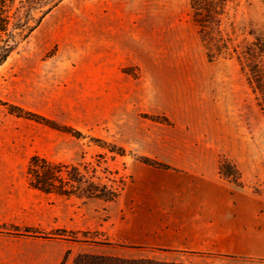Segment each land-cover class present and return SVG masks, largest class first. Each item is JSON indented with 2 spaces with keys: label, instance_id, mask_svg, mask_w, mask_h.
I'll list each match as a JSON object with an SVG mask.
<instances>
[{
  "label": "rangeland",
  "instance_id": "1",
  "mask_svg": "<svg viewBox=\"0 0 264 264\" xmlns=\"http://www.w3.org/2000/svg\"><path fill=\"white\" fill-rule=\"evenodd\" d=\"M219 19L220 33L211 34L240 47L249 31L264 36V0H224ZM198 28L190 0H63L18 43L0 65V99L52 124L0 104V264H106L92 250L134 259L160 249L143 243L134 172L145 165L138 155L154 157L166 138L187 148L200 132L221 129L239 148L264 216V112L234 58L208 60ZM33 155L77 165L83 178L70 181L73 193L29 187ZM237 171L226 162L228 180L242 184ZM102 184L118 197L86 195ZM57 228L87 233L76 234L82 240L46 234Z\"/></svg>",
  "mask_w": 264,
  "mask_h": 264
},
{
  "label": "crops",
  "instance_id": "2",
  "mask_svg": "<svg viewBox=\"0 0 264 264\" xmlns=\"http://www.w3.org/2000/svg\"><path fill=\"white\" fill-rule=\"evenodd\" d=\"M151 154L169 167L145 164L134 172L133 200L141 210L142 227L148 231L143 243L160 247L144 257L190 264L264 260L262 201L245 183L247 172L238 164V146L227 145L221 129L213 134L200 132L197 144L187 148H178L172 138H166ZM221 154L236 165L242 184L231 183L220 174ZM92 252L119 256L117 252Z\"/></svg>",
  "mask_w": 264,
  "mask_h": 264
},
{
  "label": "trees",
  "instance_id": "3",
  "mask_svg": "<svg viewBox=\"0 0 264 264\" xmlns=\"http://www.w3.org/2000/svg\"><path fill=\"white\" fill-rule=\"evenodd\" d=\"M63 0H0V65H2L16 48L18 43L26 38L41 22V20ZM224 0H190V6L193 9V20L197 24L200 39L205 47V54L208 60H214L220 55H226L234 58L244 74L246 82L255 95L256 102L264 112V36L249 31L252 39L243 43L240 47H229L228 42L222 36H213L211 31L219 29V15L222 13V4ZM215 27V28H214ZM210 29V30H209ZM0 104L6 105L9 112L18 116L35 119L45 124L52 123L46 117L37 113L27 111L19 106L12 105L7 101L0 99ZM61 130L68 132L76 137H82L83 133L74 127H62ZM101 140V139H99ZM113 150V149H110ZM120 155L126 154V149L118 147L115 150ZM138 159L154 167L167 168L168 164L148 155H138ZM226 162L234 166L225 155L221 154L218 159V168L220 174L228 179L225 172ZM72 171H77L72 173ZM238 172V171H237ZM28 186L44 193H57L69 195L73 193L70 181L81 182L83 175L79 167L73 164L55 162L39 155L31 156L27 168ZM239 174V172H238ZM240 184L239 182H234ZM87 196H96L104 200H113L119 193L105 184L99 187L86 188ZM25 232L34 234H45L44 232L25 227ZM83 237L87 231L67 230L57 228L46 234L48 236H67L72 240H82L77 237V233ZM88 240V239H83ZM98 258L108 261L106 264H176L178 262H164L151 258L123 259L114 256L100 255Z\"/></svg>",
  "mask_w": 264,
  "mask_h": 264
}]
</instances>
